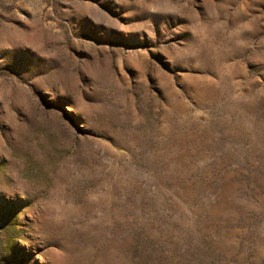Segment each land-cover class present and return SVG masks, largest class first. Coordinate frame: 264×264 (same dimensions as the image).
I'll list each match as a JSON object with an SVG mask.
<instances>
[{
  "label": "rangeland",
  "instance_id": "rangeland-1",
  "mask_svg": "<svg viewBox=\"0 0 264 264\" xmlns=\"http://www.w3.org/2000/svg\"><path fill=\"white\" fill-rule=\"evenodd\" d=\"M0 264H264V0H0Z\"/></svg>",
  "mask_w": 264,
  "mask_h": 264
}]
</instances>
